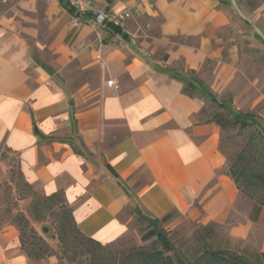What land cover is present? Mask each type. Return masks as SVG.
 Instances as JSON below:
<instances>
[{
  "label": "crops",
  "instance_id": "obj_1",
  "mask_svg": "<svg viewBox=\"0 0 264 264\" xmlns=\"http://www.w3.org/2000/svg\"><path fill=\"white\" fill-rule=\"evenodd\" d=\"M92 1L140 13L118 29L94 26L92 13L73 26L60 0H0V169L13 154L24 181L61 194L80 232L102 245L122 240L136 217L176 212L264 253V207L240 206L224 128L209 114L212 95L238 87L229 11L219 0ZM28 40L51 52L50 67ZM0 264L59 262H35L9 225Z\"/></svg>",
  "mask_w": 264,
  "mask_h": 264
},
{
  "label": "rangeland",
  "instance_id": "obj_2",
  "mask_svg": "<svg viewBox=\"0 0 264 264\" xmlns=\"http://www.w3.org/2000/svg\"><path fill=\"white\" fill-rule=\"evenodd\" d=\"M219 1L233 19L234 24L227 39L228 43L239 44L240 58L237 63L238 87L229 89L222 97L215 96L227 105L229 111L255 115L254 126L241 129L230 124L224 128L222 150L231 165L243 151L250 150V155L256 157L252 164L264 170V138L259 131L264 130V120L259 115L264 108V0ZM27 42L33 49L34 57L49 66L53 60L51 52L44 49L39 52L34 48L35 41ZM213 107L209 114L222 115L226 121L231 119L232 114L229 113L230 116L218 104L213 102ZM248 201L253 200L243 194L240 206ZM150 218L136 217L122 240L106 247L97 246L80 234L62 196L49 199L38 189L29 186L18 169L17 158L11 153L3 155V167L0 169V229L15 225L25 241L26 250L31 253L30 257L37 263L54 257L59 264H123L127 255L133 252L160 250L162 245L156 238L143 239L151 229L149 224L153 222ZM174 220L179 222L178 225L168 223L163 226L169 232L178 254L196 258L200 252L195 235L202 224L181 220L178 214H175ZM221 226L211 237L210 248L227 249L254 259L258 251L244 242L229 238L226 227Z\"/></svg>",
  "mask_w": 264,
  "mask_h": 264
},
{
  "label": "trees",
  "instance_id": "obj_3",
  "mask_svg": "<svg viewBox=\"0 0 264 264\" xmlns=\"http://www.w3.org/2000/svg\"><path fill=\"white\" fill-rule=\"evenodd\" d=\"M60 1L65 9L73 13L72 9H70L67 5L68 3H66L64 0ZM107 26H112L113 28L118 29L120 25L108 22ZM186 92L191 93V88H186ZM211 99L214 103L218 104L221 109L225 110L228 114H232V116L229 114L231 116V119L229 121H226V119H224L222 115L214 116V119L217 120L219 125H221L223 128L230 124L234 126H240L241 129H246L248 127L254 126V113H240L239 111H229L227 105L223 101H218L216 96L214 97V95H212ZM259 131L264 138V130L259 129ZM250 153V150L243 151L238 156L237 161H235V163L233 162L232 165L229 163V159L227 157V174L233 179V181H235L241 194H246V196L250 200L254 201L255 205L252 212V214H254L255 212L260 211L262 207H264V170L252 164V161H254L256 157L250 155ZM108 168L110 169L112 174L116 178H118V174L114 171V169L109 166ZM57 197H61V194H54L47 198L53 199ZM175 214L178 213L172 212L164 216L163 218H150L154 224H149L151 226V229L144 235L143 239L150 240L152 238H156V241H158L162 245V249H155L153 251L140 250L133 252L127 255V258L125 259V262L123 264H264V253L257 252L254 259H252L251 257L249 258L245 255L242 256L236 254V252H229L227 249H211L209 241L211 237L215 235L216 229L222 227L220 224L214 222L207 225H201L196 231L195 239L196 244H198L199 246L198 250L200 252L199 255L196 256V258L190 259L187 256L178 254V251L176 250V247L168 234L169 232L163 226L170 223L174 219ZM138 218L141 219V217ZM159 226L161 227L159 228ZM78 231L80 232V230ZM80 234L86 237L81 232ZM86 238L97 246H108L97 243L96 241L88 237ZM21 241L22 247L28 253V255L31 256V253L28 252L24 246L25 241L22 236Z\"/></svg>",
  "mask_w": 264,
  "mask_h": 264
},
{
  "label": "built area",
  "instance_id": "obj_4",
  "mask_svg": "<svg viewBox=\"0 0 264 264\" xmlns=\"http://www.w3.org/2000/svg\"><path fill=\"white\" fill-rule=\"evenodd\" d=\"M70 9H72L75 16L73 20V26H80L83 24L81 17L87 16L88 14H94L95 17L91 19L94 26H103L108 22L113 24L121 25L129 19H133L136 15H139L138 9L125 8L118 13H108L106 11L95 10L94 3L92 0H64ZM149 25L146 26L148 28ZM110 86H115L114 81H109Z\"/></svg>",
  "mask_w": 264,
  "mask_h": 264
}]
</instances>
